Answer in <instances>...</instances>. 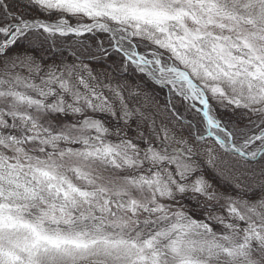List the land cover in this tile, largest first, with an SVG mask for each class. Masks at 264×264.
Instances as JSON below:
<instances>
[{"label":"rangeland","instance_id":"374dc122","mask_svg":"<svg viewBox=\"0 0 264 264\" xmlns=\"http://www.w3.org/2000/svg\"><path fill=\"white\" fill-rule=\"evenodd\" d=\"M26 1L43 16L61 13L55 21L65 27L26 32L20 21L0 31V264H264V197L247 201L215 192L201 177L190 180L196 164L188 135L161 138L156 129V147L141 149L92 117L140 114L120 92L115 103L83 78L72 81L74 73L42 75L33 57L5 55L28 32L53 38L69 36L68 24L108 23L129 37L160 83L125 55L120 39L100 32L110 41L103 49L174 94L189 114L184 123L202 138L208 124L192 106L200 107L191 87L157 71L169 78L176 76L170 70L186 72L220 128L212 102L251 109L262 124L264 0ZM262 132L233 142L244 145ZM263 146L258 139L243 151ZM187 196L201 202V218L189 214Z\"/></svg>","mask_w":264,"mask_h":264},{"label":"trees","instance_id":"16d2710c","mask_svg":"<svg viewBox=\"0 0 264 264\" xmlns=\"http://www.w3.org/2000/svg\"><path fill=\"white\" fill-rule=\"evenodd\" d=\"M60 16L62 14L58 12L43 16L26 0H0V27L44 17L55 21ZM4 39L5 36L0 34V45ZM138 41L139 39H135L137 46ZM109 44L107 36L100 32L82 37L55 35L50 38L38 31H32L19 38L5 55L33 57L40 64L42 75L49 73L67 76L74 73L72 81H76L79 76L87 85L107 93L111 99H115L116 91L120 92L125 103L134 111L139 109L140 114L135 112L127 121L103 113L94 114L92 117L113 133L124 134L122 138L144 150L156 147L153 140L156 129L157 132L160 131L161 138L168 131L176 135H188L193 151L191 160L196 164L190 180L201 177L215 192L247 201L264 197V154L252 162L223 151L210 139L197 140L190 125L184 123L189 114L175 102L174 94L160 91L148 83L113 49H103ZM169 101L172 102L174 112L168 106ZM212 104L223 127L237 139L255 135L260 128H264V122L259 124L258 115L251 109L230 103ZM199 203L201 202L193 201L190 196L183 199V204L190 207L189 214L196 219L202 217L196 209Z\"/></svg>","mask_w":264,"mask_h":264},{"label":"water","instance_id":"95a60500","mask_svg":"<svg viewBox=\"0 0 264 264\" xmlns=\"http://www.w3.org/2000/svg\"><path fill=\"white\" fill-rule=\"evenodd\" d=\"M44 22L47 24V26H40V25H37L38 22ZM21 26L23 29L27 31H31V30H39V29H44V27H48V28H51V25H54V26H63L65 27V24L61 21V20H58V21H48V20H31V21H21ZM31 26V27H27V26ZM9 27V26H8ZM8 27L6 28H1L0 27V31L3 33V32H7V29ZM108 28L110 30H114L113 27H111L110 24L108 23H105V22H100V21H97V22H93L92 24H86V25H83V26H76V25H71V24H68L66 26L67 28V33L65 35H73V36H76V37H81V36H84L86 34H89V33H92L93 31H98V32H105V33H108L110 35H112L109 31H105L103 30L102 28ZM15 38H18L19 36H17V34L15 33L14 34ZM21 36V35H20ZM11 46L12 43H5L3 45L4 48H6V46ZM116 51H118L117 48H115ZM128 61L130 62H133L132 60H129ZM146 64L147 66H149L150 69H153L152 66L147 62L144 63ZM155 71V70H154ZM159 73L160 76L162 77H166L165 76V72L163 71H157ZM170 73H173L175 74V78H171V80H174V81H178L179 80V77L181 79V81H184L186 82L190 87L191 89L193 90V92L195 93V100L197 102V104L201 107H197L195 106L193 103H192V106L194 108H196L197 111L201 112L206 123L209 124V121L207 119V113L209 112L210 110V104L208 102V99L207 97L205 96L203 90L191 79V77L186 73V72H183V71H179V70H170L168 71ZM159 86H161L160 84H158ZM177 117H179L177 115ZM220 128V127H219ZM221 131L225 134V136L227 137V140H228V145L225 143V142H219V140H217L216 138H214L213 136L211 135H207L205 137H202V138H197L198 140H204V139H211L213 140L223 151L225 152H228V153H232V154H235L239 157H242L248 161H257L263 154H264V146L259 149L256 153L254 154H248V153H245L243 151V149H239V148H236V145L234 144L233 142V137L232 135L223 127L220 128ZM264 135V132H262L261 134H259L258 136H256L254 139L250 140L247 144V146H249L250 144L254 143L255 141H258V139H261V136Z\"/></svg>","mask_w":264,"mask_h":264},{"label":"bare ground","instance_id":"6f19581e","mask_svg":"<svg viewBox=\"0 0 264 264\" xmlns=\"http://www.w3.org/2000/svg\"><path fill=\"white\" fill-rule=\"evenodd\" d=\"M37 25L40 26H47V24L45 23L43 25V23L38 22ZM46 29L48 27H45ZM105 31H109L112 36L116 39H120L121 43L120 45L121 50L125 53V55H127L128 57L132 58L134 61L139 62L141 65L144 64L145 58L143 55L139 54L135 48L133 47V45H131L130 43V39L129 37H124L118 30H110L106 27L102 28ZM147 74L150 75V77L155 80L156 82H159L158 77L152 72V70L148 67H141ZM171 74V76H175V74L173 73H169V75ZM166 76V80L168 81L169 79H171V77L169 78L167 75ZM160 83V82H159ZM166 83V82H165ZM164 84V83H163ZM190 98V97H189ZM193 101V100H192ZM207 119L209 121L208 124V132L209 135L213 136L214 138H216L217 140H219V142H225L228 145V140H226L225 134L221 131V129L219 128V123L218 121L214 118V116L211 114V111H209L207 113ZM261 139H264V135L261 136ZM247 146V144L241 145V146H236V148L239 149H244Z\"/></svg>","mask_w":264,"mask_h":264}]
</instances>
